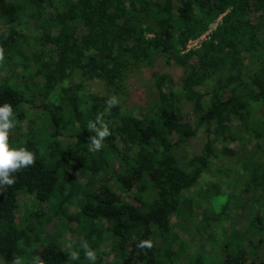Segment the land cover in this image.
<instances>
[{"label": "trees", "instance_id": "1", "mask_svg": "<svg viewBox=\"0 0 264 264\" xmlns=\"http://www.w3.org/2000/svg\"><path fill=\"white\" fill-rule=\"evenodd\" d=\"M0 48V106L10 103L18 121L9 144L36 155L0 194V264H90L82 241L96 264H110L109 251L117 264H207L196 235L220 218L199 180L206 172L215 181L214 161L252 154L247 143L264 139V0H0ZM136 71L152 82V105L105 112ZM89 81L105 93L85 92ZM97 113L111 136L92 153L87 123ZM198 133L202 148L189 154ZM252 181L244 208L264 197ZM21 194L40 207L25 226L15 221ZM248 215L250 231L238 229L221 264H264V246L259 253L251 240L264 226ZM60 220L78 230L72 249L46 240ZM142 240L153 247L138 249ZM71 250L79 260L69 261Z\"/></svg>", "mask_w": 264, "mask_h": 264}, {"label": "rangeland", "instance_id": "2", "mask_svg": "<svg viewBox=\"0 0 264 264\" xmlns=\"http://www.w3.org/2000/svg\"><path fill=\"white\" fill-rule=\"evenodd\" d=\"M200 39L196 45L191 43L187 49L192 50L197 48L205 39V35L200 37ZM160 70L165 73L166 71H171L174 76L175 73L179 71L178 68L166 67ZM125 89L126 95L118 97L119 105L123 112L139 115L138 109L147 110V108L152 105L153 96L155 94L154 87L150 80L144 79L141 72L136 71L129 75ZM85 92L103 95L105 93V86L101 81H89L86 83ZM27 109H29V107ZM31 113L32 115L39 114L38 111H31ZM45 123L46 128H48V123ZM25 127V124H23L22 129H25ZM63 141L68 143V140L63 139ZM203 143V135L198 133L195 139L186 148V151H188L189 154H193L202 148ZM249 143H247V146L252 149V154H249V151L245 149L246 151L244 150L245 155L243 157H220L218 161H214L211 169V171L215 172L217 168L221 167L222 172L218 173L217 179L213 181L214 178L211 177V173L206 174L205 172L199 180L197 187L199 195L201 196L209 192L207 194L208 200H210L214 212L219 214L220 218L219 223H211L205 232L201 231V233L196 235V238L198 237L196 243L202 247L199 251H201L202 255L207 257V264H221L226 257L230 255L225 249L229 248V244H236L237 241L235 242V237L240 236L238 229L243 228V234L250 231L247 227L248 224L245 215L249 214L247 217L251 219L255 217L259 226H264V197H260V200L258 199L259 201L253 198L250 209L248 207L244 208L243 205L248 196L251 195V192H245V189L247 186V188L252 187V185H250L253 184L252 180L259 181L264 187V163L260 162V158H262L264 152V139L255 143ZM245 146L246 145L243 144V147ZM209 181L211 183H209ZM78 182L79 185H83L82 181ZM211 185L215 187L210 188ZM258 196H263L261 190L257 197ZM38 205L37 201L34 200L31 195L21 194L18 197V213L15 221H21L24 226L27 225L29 221L26 213L37 212L40 209ZM47 209L48 207L44 208L43 212L47 211ZM250 229H252V227ZM188 230L192 234L194 233L191 228ZM262 231L264 232V230ZM47 234L46 240L51 246H56L58 243H61V246L65 247L69 242L73 243L79 238L78 230L75 228V225L73 223H67L65 220H60L58 226L51 224ZM187 239L189 240L188 236ZM251 240L254 245L258 246L257 251L260 253L261 247L264 246V233H254L251 236ZM230 247L233 249L234 246ZM108 254L109 255L103 258V261L110 264H117L119 261L118 253H111L109 251Z\"/></svg>", "mask_w": 264, "mask_h": 264}, {"label": "clouds", "instance_id": "3", "mask_svg": "<svg viewBox=\"0 0 264 264\" xmlns=\"http://www.w3.org/2000/svg\"><path fill=\"white\" fill-rule=\"evenodd\" d=\"M5 59L4 49L0 48V63ZM105 112L110 111L113 107L119 105V98L111 95L106 100ZM104 113H97L95 120L87 123V130L95 133L88 137V151L96 153L101 151L105 145L104 141L111 136L108 123L104 120ZM13 107L10 103H4L0 106V194H3L7 188L16 184V173L22 172L24 169L35 166L36 155L26 147L13 148L9 144L10 133L17 127ZM66 247L73 248V244L69 242ZM80 247L84 251L85 259L90 264H96L97 255L87 241H82ZM136 247L140 250L151 249L153 242L151 240H142ZM69 261L79 260L80 253L75 250L68 252ZM12 264H23L20 257H16ZM33 264H44L38 256L33 259Z\"/></svg>", "mask_w": 264, "mask_h": 264}, {"label": "built area", "instance_id": "4", "mask_svg": "<svg viewBox=\"0 0 264 264\" xmlns=\"http://www.w3.org/2000/svg\"><path fill=\"white\" fill-rule=\"evenodd\" d=\"M200 39V38H199ZM199 39H197V40H194V41H190L189 43H188V45H187V48H188V46H190L191 45V43H193L194 45H196L200 40ZM197 47V46H196Z\"/></svg>", "mask_w": 264, "mask_h": 264}]
</instances>
